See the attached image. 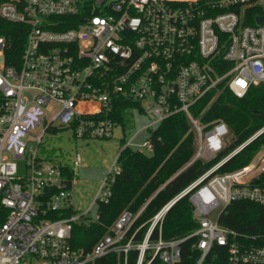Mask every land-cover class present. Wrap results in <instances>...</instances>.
Here are the masks:
<instances>
[{
    "label": "built area",
    "instance_id": "2783aa9c",
    "mask_svg": "<svg viewBox=\"0 0 264 264\" xmlns=\"http://www.w3.org/2000/svg\"><path fill=\"white\" fill-rule=\"evenodd\" d=\"M93 1L99 14L56 30L58 18L80 14L81 0H0V21L26 33L17 63H9L13 43L0 33V264H93L115 252L126 257L132 249L140 251L138 264L147 251L178 264L185 239L151 237L185 195L198 224L192 235L198 264L216 243L228 249L229 264H264L263 245L219 224L234 201L264 206V144L247 165L218 174L264 136V125L166 204L140 245L124 241L142 210H126L91 250L72 248L73 227L93 222L87 218L92 207L75 213L61 165L41 160L38 147L25 141L35 130L43 129L38 146L53 125L71 128L79 139H111V114L127 101L151 120L147 129L185 114L195 134L193 161L209 162L231 145V132L223 120L205 124L192 108L221 85L239 99L252 86H264V22H257L264 17V0ZM131 145L132 140L125 147ZM143 146L152 149L149 141ZM81 164L78 155L75 174ZM109 170L93 204L111 197L117 159Z\"/></svg>",
    "mask_w": 264,
    "mask_h": 264
},
{
    "label": "trees",
    "instance_id": "16d2710c",
    "mask_svg": "<svg viewBox=\"0 0 264 264\" xmlns=\"http://www.w3.org/2000/svg\"><path fill=\"white\" fill-rule=\"evenodd\" d=\"M99 14L93 0H81V12L75 18H58L53 29L67 30L77 27L86 17ZM6 34L13 43L9 53V63L19 62L24 47L26 33L21 26L0 21ZM255 25L254 21L246 23ZM136 106L131 102H120L111 114L115 124L123 125V112ZM192 114L205 124L223 120L229 127L234 139L231 145L212 161H193L196 152L195 134L183 113L173 115L152 131L149 142L151 154L125 147L117 158L119 173L111 185V197L107 202L98 203V221L90 224H75L71 246L75 250H91L99 240L108 234L126 210L138 213L142 210L134 226L128 232L124 243L140 245L145 240L151 219L169 202L178 197L201 175L227 156L235 147L256 133L264 125V86H252L248 94L239 99L221 85L199 101ZM264 144V136L254 141L241 154L223 165L218 174L233 172L247 165ZM45 161V158H41ZM53 160V159H50ZM67 186H73L76 174L73 165L59 162ZM74 212V211H73ZM219 224L235 231L239 239L248 243L264 246V206L247 201L232 202L221 214ZM198 224L194 219L190 195L180 198L168 211L161 230L157 227L151 237L156 241L161 233L164 240H182L181 260L178 264H198L201 254L197 240L192 236ZM255 239V240H254ZM143 264H166L152 252L145 253ZM140 251L130 250L111 253L93 264H138ZM228 249L214 245L205 262L229 264Z\"/></svg>",
    "mask_w": 264,
    "mask_h": 264
},
{
    "label": "rangeland",
    "instance_id": "374dc122",
    "mask_svg": "<svg viewBox=\"0 0 264 264\" xmlns=\"http://www.w3.org/2000/svg\"><path fill=\"white\" fill-rule=\"evenodd\" d=\"M150 121L147 115L140 110V106L136 105L123 112V125L115 124L114 137L111 139H79L75 137L71 128L53 125L45 133L39 146L36 143V137L42 134V128L32 132L33 134L25 141L29 147L33 146L35 149L38 147L39 157L45 158V161L49 163L60 164L59 162H62L73 165L74 159L81 155L82 164L77 168L72 186L74 210L76 214L83 215L92 207L87 218L94 222L98 221V204H93L95 197L112 163L127 143L132 140L133 149L151 154V151L143 146L149 141L154 130L147 129ZM233 139V134H230L229 140Z\"/></svg>",
    "mask_w": 264,
    "mask_h": 264
},
{
    "label": "water",
    "instance_id": "95a60500",
    "mask_svg": "<svg viewBox=\"0 0 264 264\" xmlns=\"http://www.w3.org/2000/svg\"><path fill=\"white\" fill-rule=\"evenodd\" d=\"M257 22H258V25H259V24H262V23L264 22V17H259V18L257 19ZM262 116H263V119H264V114H263Z\"/></svg>",
    "mask_w": 264,
    "mask_h": 264
},
{
    "label": "crops",
    "instance_id": "0c3cea01",
    "mask_svg": "<svg viewBox=\"0 0 264 264\" xmlns=\"http://www.w3.org/2000/svg\"><path fill=\"white\" fill-rule=\"evenodd\" d=\"M117 158H118V155H117ZM117 158H116V159H117ZM116 159H115V160H116ZM115 160H114V161H115ZM113 163H114V162H113ZM113 163H112V164H113Z\"/></svg>",
    "mask_w": 264,
    "mask_h": 264
}]
</instances>
